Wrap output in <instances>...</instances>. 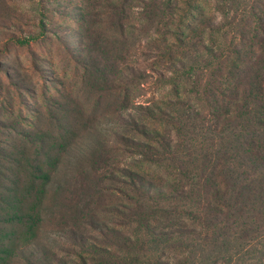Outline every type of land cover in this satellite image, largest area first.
<instances>
[{"label":"trees","instance_id":"trees-1","mask_svg":"<svg viewBox=\"0 0 264 264\" xmlns=\"http://www.w3.org/2000/svg\"><path fill=\"white\" fill-rule=\"evenodd\" d=\"M83 1L76 69L108 128L81 150L0 107V264H264V0Z\"/></svg>","mask_w":264,"mask_h":264},{"label":"rangeland","instance_id":"rangeland-1","mask_svg":"<svg viewBox=\"0 0 264 264\" xmlns=\"http://www.w3.org/2000/svg\"><path fill=\"white\" fill-rule=\"evenodd\" d=\"M84 6L83 0H0V90L5 89L0 91V107L52 135L57 129L49 126L48 119L58 117L73 131L76 148L81 150L91 144L93 127L108 128L112 111L107 94L91 91L76 69L75 62L85 58L80 51L77 21ZM27 39H31L29 45L20 44ZM95 57L102 62V56ZM152 94L149 90L145 99ZM77 157L66 160L58 176L60 183L55 186L68 190L57 201L60 214L67 200H72L69 192H74L78 181ZM91 167L88 162L84 164L89 172ZM53 225L46 227L49 236L59 230ZM61 239L45 242L56 249L61 247Z\"/></svg>","mask_w":264,"mask_h":264}]
</instances>
